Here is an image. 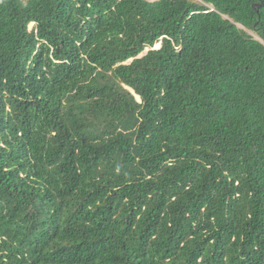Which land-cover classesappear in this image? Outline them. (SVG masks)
Masks as SVG:
<instances>
[{
    "label": "trees",
    "instance_id": "16d2710c",
    "mask_svg": "<svg viewBox=\"0 0 264 264\" xmlns=\"http://www.w3.org/2000/svg\"><path fill=\"white\" fill-rule=\"evenodd\" d=\"M261 2L0 0V264H264Z\"/></svg>",
    "mask_w": 264,
    "mask_h": 264
},
{
    "label": "water",
    "instance_id": "95a60500",
    "mask_svg": "<svg viewBox=\"0 0 264 264\" xmlns=\"http://www.w3.org/2000/svg\"><path fill=\"white\" fill-rule=\"evenodd\" d=\"M264 3L261 2V3H258L259 6H262ZM161 47V44L159 45H156L155 48H160ZM147 51H145L144 53H142L140 56L144 55Z\"/></svg>",
    "mask_w": 264,
    "mask_h": 264
},
{
    "label": "rangeland",
    "instance_id": "374dc122",
    "mask_svg": "<svg viewBox=\"0 0 264 264\" xmlns=\"http://www.w3.org/2000/svg\"><path fill=\"white\" fill-rule=\"evenodd\" d=\"M150 1H155V0H150ZM33 26H34V24H30V29H32ZM159 44H160V43H159ZM159 44H157V45H159ZM146 51H148V49H147ZM138 98H139V97H138Z\"/></svg>",
    "mask_w": 264,
    "mask_h": 264
}]
</instances>
